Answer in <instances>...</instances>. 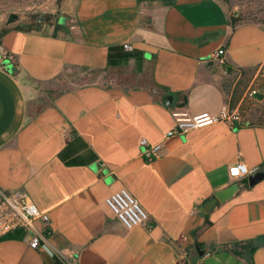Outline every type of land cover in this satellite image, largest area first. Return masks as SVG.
<instances>
[{
	"label": "crops",
	"instance_id": "0c3cea01",
	"mask_svg": "<svg viewBox=\"0 0 264 264\" xmlns=\"http://www.w3.org/2000/svg\"><path fill=\"white\" fill-rule=\"evenodd\" d=\"M54 12L0 38V188L48 216L34 222L39 248L22 228L1 236L0 264H264V177L228 174L238 160L264 171V126L220 119L167 134L174 112L228 107L224 64L261 66L264 25L233 28L223 0H62ZM124 44L139 58L108 67ZM124 64L133 82L66 74ZM142 138L162 145L152 161ZM121 187L145 223L127 228L108 208Z\"/></svg>",
	"mask_w": 264,
	"mask_h": 264
},
{
	"label": "built area",
	"instance_id": "2783aa9c",
	"mask_svg": "<svg viewBox=\"0 0 264 264\" xmlns=\"http://www.w3.org/2000/svg\"><path fill=\"white\" fill-rule=\"evenodd\" d=\"M124 48L130 50L131 46L124 44ZM222 53L223 49H219L216 56H220ZM174 116L176 126L168 131V135L211 124L220 119L229 120L233 123L241 121L239 114L236 111L230 112L227 106L217 115L201 112L185 117L177 111L174 112ZM140 144L144 146L143 156L146 161H152L159 156L162 148L161 143L149 144L142 138ZM253 171L242 160H238L228 167V174L231 177H245ZM105 203L116 218L127 228L143 224L148 220L146 210L137 198L124 187L111 192L105 198ZM38 219L46 223L48 216L37 209L25 192L19 189L5 190L0 188V237L17 228H22L25 230L29 246L39 248L42 246L40 240H44V233L35 228L34 222Z\"/></svg>",
	"mask_w": 264,
	"mask_h": 264
},
{
	"label": "rangeland",
	"instance_id": "374dc122",
	"mask_svg": "<svg viewBox=\"0 0 264 264\" xmlns=\"http://www.w3.org/2000/svg\"><path fill=\"white\" fill-rule=\"evenodd\" d=\"M230 13L236 12L245 21L257 22L264 25V0H223ZM57 0H0V27L6 25L8 15L16 13L18 17L9 24L23 23L30 16L37 14L38 21L43 14V20L47 14L57 6ZM51 13V14H55ZM41 20V21H43ZM132 70L128 64L121 65L116 69L110 68L103 72L101 70L76 71L69 70L66 74L77 76L78 81L104 80L106 82L117 81L119 76L125 82L129 80L128 73ZM132 77V76H131ZM222 85L226 92L228 108L236 111L240 118H247L252 123H257L258 118L264 123V63L258 68L236 70L222 78ZM254 91V93H252ZM262 93V99L254 95Z\"/></svg>",
	"mask_w": 264,
	"mask_h": 264
},
{
	"label": "trees",
	"instance_id": "16d2710c",
	"mask_svg": "<svg viewBox=\"0 0 264 264\" xmlns=\"http://www.w3.org/2000/svg\"><path fill=\"white\" fill-rule=\"evenodd\" d=\"M61 1L62 0H57V2H56L57 7L60 6ZM56 13L55 14H51V13L47 14L46 19H48V20L53 19L54 17H56ZM230 22H231L232 27L234 28L236 25L241 24V23H245L248 21H245V17H243V15L236 13V12H232L230 14ZM42 23H43V21H38V15L34 14V15L30 16L29 19L23 23H18V24L13 23V24L3 25L0 27V38L11 28H18V29H23L26 31L40 30ZM252 23H257V22H252ZM257 24H260V23H257ZM260 25H263V24H260ZM139 54H140V52L135 51V50L134 51L133 50H131V51L125 50L123 46H111L109 48L107 65H108V67H114V66H117L118 64H120L121 62L126 61L129 58L138 59ZM11 64L14 68L17 66V63L14 61H12ZM224 67L226 68V71L228 73H233L236 71L235 69H232L225 64H224ZM243 122L252 123L247 118H242L239 123H243ZM252 124H258V125L264 126V123L262 122V120L260 118H258L257 123H252ZM53 264H64V263L61 262L59 259H56ZM184 264H187V263H184Z\"/></svg>",
	"mask_w": 264,
	"mask_h": 264
},
{
	"label": "water",
	"instance_id": "95a60500",
	"mask_svg": "<svg viewBox=\"0 0 264 264\" xmlns=\"http://www.w3.org/2000/svg\"><path fill=\"white\" fill-rule=\"evenodd\" d=\"M42 16L39 18V20H43V14H41ZM18 17V15L16 13H10L7 17L6 23H12L16 18ZM257 99H262L263 94L262 93H257L254 95ZM172 101V97L170 95L165 97V103L166 104H170ZM264 177V171H256L253 174H249L247 176V181L248 184L250 186L254 185L255 183H257L259 180H261Z\"/></svg>",
	"mask_w": 264,
	"mask_h": 264
}]
</instances>
